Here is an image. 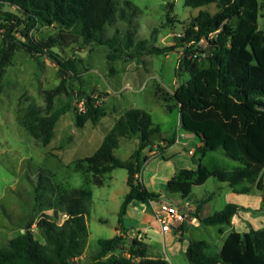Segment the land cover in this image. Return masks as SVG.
Segmentation results:
<instances>
[{"label":"trees","instance_id":"16d2710c","mask_svg":"<svg viewBox=\"0 0 264 264\" xmlns=\"http://www.w3.org/2000/svg\"><path fill=\"white\" fill-rule=\"evenodd\" d=\"M188 7L197 8L214 3L217 11L211 14L200 10L191 20L182 37H176L175 45L158 48L146 47L145 41L135 45V51L128 57L135 59L141 53L167 54L176 48L184 50L183 66L189 79L177 86L172 98L180 116V128L198 137L202 145L195 149L193 157L199 155L196 169H181L164 184L168 197L178 195L182 200L192 197L193 188L201 186L208 178L226 182L235 188L251 182L260 173L264 177V31L258 29L257 20L260 5L257 0H183ZM4 4L15 7L18 14L3 12ZM93 7V12L84 10ZM137 6L125 0L118 16L121 20H131L138 14ZM114 0H0V15L5 29L3 48L0 51V68L6 65L18 45L12 42L13 31L29 40L30 31L39 24L62 25L61 32L45 44L18 42L28 53L44 49L66 74H77L71 58H59L52 47L70 46L79 40L93 48L107 46L108 60L120 56L115 36L106 38V26L113 20ZM63 31V33H62ZM216 32L209 39L204 52L208 55V65L199 66V57H191L193 49L190 41L198 42ZM130 34L125 36V47L131 45ZM64 91L63 84L46 96L45 115H37V109L29 110L23 126L34 139L46 146L58 118L70 110L69 105L52 110L53 94ZM85 111L74 107L75 125L82 127L90 120L95 124L101 116L97 100L90 96L84 101ZM170 110L171 108L168 107ZM160 133L154 126L148 112L129 108L115 121L104 137L102 144L91 157L84 160L87 170L95 178L110 174L116 168L127 170L126 184L129 188L120 206L118 221L126 214L128 206L134 202H160L161 195L148 191L138 179L139 159L153 141L150 137ZM137 138L136 149L130 157L122 161L114 154L120 139ZM170 146L175 138H160ZM223 150L224 154L238 165L231 171L208 169L201 158L207 153ZM148 156L143 157L145 162ZM80 167V166H79ZM260 180V178H259ZM101 186L103 181L96 180ZM34 206L39 212L51 210L54 218L45 215L37 222L43 243L38 242L30 231L10 239L5 248L0 249V264H77L86 245L89 216V191L69 188L55 183L53 175L38 172L33 190ZM206 200L197 203L196 212ZM244 207L227 203L212 215L200 218L204 225H229L231 218ZM66 215L59 224L55 220ZM182 228V225L180 226ZM125 239L121 235L97 240L98 250L93 256L94 264H168L160 256L151 255L149 244L132 239L123 253ZM208 244L201 240H190L184 254L190 264H264V229H250L243 234L232 231L224 239L217 254L207 252ZM122 251V252H120Z\"/></svg>","mask_w":264,"mask_h":264},{"label":"rangeland","instance_id":"374dc122","mask_svg":"<svg viewBox=\"0 0 264 264\" xmlns=\"http://www.w3.org/2000/svg\"><path fill=\"white\" fill-rule=\"evenodd\" d=\"M124 1L114 0V17L105 31L106 38L115 36L116 46L121 50L116 59L106 58L109 51L107 46L90 48L81 40L66 47L56 46L59 58H71L74 61L77 74H66L44 49L31 54L18 44H28L29 41L45 44L63 30L61 24H39L30 31L29 40L21 37L18 31L12 32L15 38L12 42L19 47L3 69L0 68V249L5 248L10 239L24 233L29 225L33 237L43 243L37 222L42 215L49 218L54 216L51 210L39 212L35 209L33 190L38 172L46 170L53 175L55 183L84 189L91 194L86 221L88 236L83 253L76 260L77 264H94L93 256L98 250L97 240L115 235H121L125 239L123 253L131 245L132 239L136 238L152 246L154 249L150 250L151 255L162 257L168 264H190L184 254V247L190 240L205 241L209 254L219 252L221 241L218 240L217 227L202 224L193 226L189 223L191 217L195 216L196 209H185L188 215L185 230L182 224V228H173L165 235L159 232L158 223L148 203L132 202L120 223V206L129 190L126 184L127 170L116 168L110 174L97 178L87 170L84 160L94 154L115 121L129 108H140L148 112L161 134L176 137L183 132L172 93L175 84L178 86L189 79L183 66L184 50L176 48L162 55L141 53L135 59L128 56L134 53L135 45L139 41H145L146 47L163 48L175 45L176 34H184L200 10L211 14L217 11L214 3L192 8L186 6L183 0H129L138 8V14L129 21L121 20L118 16ZM257 1L260 5L257 26L264 31V0ZM1 11L18 14L16 8L8 4H4ZM91 12L93 7L84 10L90 16ZM1 17L0 15V24L4 22ZM4 31L5 29L0 28V51L4 46ZM127 34H130L132 40L131 45L125 47ZM207 43L208 39L196 46L205 50ZM76 51L83 53L79 55ZM207 65L208 55L202 54L199 66ZM127 70H130L134 79L130 87L124 86V72ZM61 84L64 91L53 94L52 110L66 105H69L70 110L58 118L49 143L43 146L40 140L27 133L23 121L29 110L33 109L38 110L37 115L44 116L47 93ZM109 86L112 90H121L114 94L106 90ZM87 96L97 100L101 116L95 124L88 120L82 127H77L73 108H78ZM137 143V138L120 139L118 148L114 150L115 156L122 161L127 160L136 149ZM166 146V142L159 138L143 151L139 159L138 179L140 178L139 181L148 191L160 194L161 201L182 206L184 202L180 196L166 195L165 180L176 166L187 162L196 165L199 155L191 157L188 153L193 147L192 144L186 146L185 150L178 145L164 151ZM152 152L154 154L151 155ZM172 154H175L172 160L166 159ZM144 156H148L145 162ZM201 162L208 169L226 172L238 165L223 150L207 153L201 158ZM97 179L103 181L101 186L96 184ZM229 190L225 182L211 177L203 185L193 188L192 198L210 197L207 206L203 208V215L210 216L227 203L236 204L246 200L245 194L249 191H258L264 198V177L259 173L253 181L238 186L236 191L244 194L229 198ZM252 217L258 222L253 227L257 230L264 229V212L255 213ZM64 219L65 216L61 215L55 221L60 224ZM243 226L248 231L253 229L250 224ZM243 233L245 232L242 231L241 234Z\"/></svg>","mask_w":264,"mask_h":264},{"label":"crops","instance_id":"0c3cea01","mask_svg":"<svg viewBox=\"0 0 264 264\" xmlns=\"http://www.w3.org/2000/svg\"><path fill=\"white\" fill-rule=\"evenodd\" d=\"M124 73H125L124 86L125 87H130V84L133 82L134 79L131 76L130 70H127V72H124ZM175 85L177 87V84H175ZM142 86H143V84H141V88H142ZM176 87L173 88V91H174V89ZM106 90L108 92L111 91L114 94H117V93L120 92L121 88L112 90V87L109 86V87H106ZM138 109H140V108H138ZM166 137H168L167 134H166ZM168 138H171V137H168ZM174 138H175V141H174V143L172 145L168 146L167 142H166L167 146L164 148V151H168L170 148H172L174 146H178V145L182 146L184 148V150H185L186 146L192 144L193 147H191L188 151L192 150L193 154H194L195 149L202 145V143H201V141H200V139L198 137H196L192 133H188V132H185V131H183L181 134H178ZM152 154H154V152H152L151 155ZM193 154L191 155V157H193ZM174 155L175 154H172L171 156L166 157V159L172 160ZM196 167H197L196 165H193V164L188 163V162L186 164H182L180 166H176L170 171V175H169L170 177H167L165 181H167L169 178H171L174 174H176L181 169H196ZM234 167H236V166H233L232 168H234ZM229 188H230L229 196H228L229 198L235 197L237 195L244 194V193H241V191H236L237 187H235V188L229 187ZM245 197H246V200H242V201H240V203H236V205L244 207L245 210L238 211V213L231 218V222H230L229 225H213V226L217 227V229H218V234H219L218 240L221 241L220 247L222 246V243H223L224 239L226 238V236L230 232H232V231H236V232H239V233H241L242 231L247 232L248 230L245 229V227L243 226L244 224L245 225L250 224V226L253 229L257 230V228L253 227V226H256L258 224V222L252 216L255 213L264 212V204H261V203H264V198H262L261 193L258 192V191L254 192V193L249 191V193L245 194ZM203 200H206L205 201L206 203L201 204L200 209L198 210V212H195V214H197V216H199L200 218H204V217H207V215H203V208L205 206H207L208 201L210 200V197L204 198V199H198V198L197 199H193L191 197L189 200H182V201L184 202V204L187 203V207L190 209V211H193L194 209L197 208V203L200 202V201H203ZM189 223L191 225H193V226L202 224V223H200L198 221V219L195 216L191 217V219L189 220ZM202 225H204V224H202ZM206 226H208V225H206ZM183 229L185 230V222L183 223ZM165 234L166 233H164L162 235H165ZM171 239H172V237H171ZM182 239H183V237H182ZM186 246L184 247V251H185Z\"/></svg>","mask_w":264,"mask_h":264},{"label":"built area","instance_id":"2783aa9c","mask_svg":"<svg viewBox=\"0 0 264 264\" xmlns=\"http://www.w3.org/2000/svg\"><path fill=\"white\" fill-rule=\"evenodd\" d=\"M184 34L178 33L176 34V37H182ZM216 35V32L209 34L207 38H201L198 42L190 41L187 44L188 48L193 49L194 53L191 55V57H199L203 54H206L204 50H200L196 45H198L201 41H204L206 39H212ZM208 46V43L206 45V48ZM184 54V53H183ZM185 55V54H184ZM183 55V57H184ZM78 110L81 112L85 111V105L84 102L80 103L78 105ZM190 155L193 154V151H188ZM152 213L155 217L156 222L159 226V231L164 233H169L174 228L180 227L186 220H187V214L185 212V209L187 208V203L180 206L179 204H174L171 202L166 201H160V202H150ZM66 217V215H64Z\"/></svg>","mask_w":264,"mask_h":264},{"label":"water","instance_id":"95a60500","mask_svg":"<svg viewBox=\"0 0 264 264\" xmlns=\"http://www.w3.org/2000/svg\"><path fill=\"white\" fill-rule=\"evenodd\" d=\"M52 49H53L54 52L59 53L57 47H52ZM76 53L79 54V55H82L83 52L76 51ZM165 136H166V134H161V133L153 134V135L150 137V140H151V141H155L156 139H159V138H165Z\"/></svg>","mask_w":264,"mask_h":264}]
</instances>
